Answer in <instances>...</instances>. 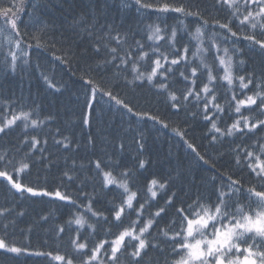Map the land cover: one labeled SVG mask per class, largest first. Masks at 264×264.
<instances>
[{
  "label": "snow or ice",
  "instance_id": "obj_1",
  "mask_svg": "<svg viewBox=\"0 0 264 264\" xmlns=\"http://www.w3.org/2000/svg\"><path fill=\"white\" fill-rule=\"evenodd\" d=\"M30 3L31 0H0V70L13 75L25 71L29 65L27 49L32 45H25L20 24L23 23L21 14ZM134 3L138 10L153 8L152 4L142 0H134ZM38 7L32 5L33 10ZM109 7V0H95L92 9L82 13L73 26L79 30L76 34L81 41L87 40L83 44L82 58L96 61L95 67L89 65L88 70L111 73L108 89L92 87L90 96H86L82 124L90 125L94 106L99 102L98 93L134 116L163 123L148 113H134L133 108L112 90L119 88L121 81L125 87L150 85L158 94L166 95L174 114H179L182 109L188 110V105L197 109L192 116H202L206 126H210V143L226 136L242 137L241 143L233 150L234 162L255 183L245 187L244 181L234 178L233 174L212 176L206 178L207 184L211 185L209 194L197 195L182 207H175L176 195L173 193L165 203L168 207H175L177 219L161 228L160 220L167 215V208L158 207L154 213L148 209L157 197V189H165L167 185L152 179L147 185L150 196L142 203L138 193L130 188L132 171L125 168L115 172L120 167L118 163L109 165L97 159L90 163L100 177V192L91 197L85 194L87 203L77 204L59 188L55 191L37 189L14 178V174L18 176L29 169L32 156L37 152L41 162L47 159L43 154L47 151L48 141L27 133L29 128L40 129L45 120H41L31 108L24 110L17 103H8L0 108V134L6 136L11 129L22 124L25 137L16 151H27L19 160L8 149L0 152V178L18 193L52 197L78 209L67 221L70 230L76 233L71 240L75 255L42 252L34 255L51 256L59 264H122L123 260H127V264H264V136H257L258 132H264V68L258 74L255 70L241 69L245 63L240 59L243 52L236 47L242 39L264 54V0H214L211 9L218 15L211 23L204 18L199 3L178 6L162 3L155 11L178 14L175 25L161 21L148 24L143 30L129 26L123 32L109 19ZM222 12L227 15L220 17ZM189 18H193L196 25L194 30L185 24ZM30 22L40 23L38 20ZM52 31L58 29L53 27ZM47 34L48 25L44 24L41 36L32 37L37 47L42 46V38ZM60 35L62 41L71 40L63 33ZM52 42L54 44L55 40ZM71 46L69 44L68 56L72 54ZM44 79L49 88H56L47 77ZM173 82L184 85L179 94L172 89ZM85 83L92 84L93 81L88 79ZM221 98L227 101L229 111L220 105ZM224 115H228L232 123L221 128L218 121H222ZM51 119L50 114L47 120ZM163 126L168 127L167 124ZM175 131L183 139V132ZM252 137L255 140L247 143ZM55 143L66 151L71 147L67 138ZM136 143L142 152V138ZM185 143L200 161L208 163L193 144ZM120 147L123 150L124 146ZM145 163L138 160V167L143 169ZM64 175L70 181L73 179L68 172ZM112 186L122 189L121 200L119 205L106 209L108 215H105L104 211L94 209V204L99 203L97 196L111 191ZM7 211L10 210L0 209V216H5ZM126 219L128 224L124 226ZM72 225L76 226L75 229H71ZM105 225L114 226L118 231L113 233L111 227L105 229ZM3 227L5 236H0V250L17 256L26 253V248L6 242L8 225ZM153 229L157 230L156 237H152ZM101 230L112 238L96 241L94 237ZM58 232L64 233L65 228L60 227ZM84 232L88 235L85 236ZM150 251L158 255L151 256Z\"/></svg>",
  "mask_w": 264,
  "mask_h": 264
},
{
  "label": "trees",
  "instance_id": "obj_2",
  "mask_svg": "<svg viewBox=\"0 0 264 264\" xmlns=\"http://www.w3.org/2000/svg\"><path fill=\"white\" fill-rule=\"evenodd\" d=\"M142 2L152 4L153 8L138 10L134 0H109L108 17L123 32L129 26L143 30L146 25L161 21L175 25L178 14H162L155 11L156 6L162 3L175 6L181 3L186 5L199 3L204 18L210 23L213 17L218 15L211 9L214 0H142ZM94 3L95 0H31L21 14L23 23L20 24V31L25 34V45H32L27 49L30 53L29 65L25 71L14 75L6 70H0V108L8 103H17L18 107L22 106L24 110L33 109L41 120H45V125L38 130L29 128L27 133L29 136L37 135L41 140L46 138L48 143L47 151L43 154L47 159L41 162L40 153L37 152L32 156L29 169L15 179L37 189L55 191L59 188L76 200L77 204H83L87 203L83 194L91 197L100 192V177L90 162L99 159L109 165L118 163L120 167L116 168L115 172L123 171L125 168L132 171L133 180L130 182V188L138 193L142 203L150 196V193H147V185L152 179L167 185L165 189H157V197L152 200V206L148 209L154 213L158 207L167 208V215L160 220L161 228L169 226L173 219H177L175 207L191 203L197 195L209 194L211 185L207 184L206 178L233 174L234 178L244 181L245 187L255 183L247 172H241L234 162L233 150L241 143L242 137L226 136L214 144L210 143L211 134L208 130L210 126H206L202 116L198 115L195 118L192 116V112H196L197 109L188 105V110L182 109L179 114H174L166 95L158 94L150 85L125 87L121 81L120 87L112 90L119 99L133 108L134 113H148L150 116L158 117L163 123L134 116L133 113L115 105L114 101H109L108 97L98 93L99 102L94 106L90 125L82 124L84 101L86 96H90L92 87L108 89L111 86L110 72L88 70L89 65L95 67L96 61L82 58L83 44H86L87 40L82 42L76 34L79 30L73 27L80 14L90 11ZM33 4L39 7L33 10ZM29 13H32L31 17ZM49 15H52V18ZM219 15L224 17L227 13L222 12ZM61 18L68 19V22L62 21ZM36 20L40 23L30 22ZM44 24L48 25V34L43 36L42 46L37 47L36 40L32 37L41 36ZM185 24L189 25L190 30H194L196 26L193 18L185 20ZM53 27L58 31L53 32ZM60 33L71 37V40L62 41ZM69 44L72 45L70 56L66 55ZM236 47L243 52L240 59L245 63L241 65V69L247 72L255 70L258 74L264 68V54L258 47L254 48L248 41L242 39ZM22 77L40 82L39 88L43 93L38 89L35 94L33 85L23 81ZM44 77H47L56 88H49ZM88 79L93 83L86 84L85 81ZM171 87L179 94L184 85L173 82ZM47 100L50 102H46ZM219 103L226 112L229 111L225 99L221 98ZM50 114L53 119L47 120ZM231 123L228 115H224L223 120L218 121L221 128ZM163 124H167L168 127L165 128ZM176 129L183 132V139L176 134ZM102 132L109 140L107 144L101 142ZM257 136H264V132H258ZM24 137L25 129L22 124L11 129L6 136L0 134V152L8 149L10 154L15 155L16 160L21 159L27 150L17 152L16 149L21 146ZM65 138L71 145L67 151L55 143L56 140ZM141 138L144 144L142 152L136 143ZM254 140L255 137H252L247 143L250 144ZM185 141L193 144L208 163L200 161L187 147ZM121 145L124 146L123 150ZM138 160L146 162L143 169L138 167ZM54 169L55 172L52 173ZM65 172L73 177L71 181L64 175ZM121 192L122 189L112 186L111 191L97 196L99 203L94 204V209L104 211V214L108 215L106 209L119 205ZM173 193L176 195L175 207H168L165 201ZM0 209L10 210L5 216H0V236H5L3 226L7 224L6 242L28 250L19 256L0 250V264H46L42 258H46L50 264H59L52 260L51 256L34 255L36 252L75 255L71 240L75 238L76 233L70 230L67 221L78 210L76 207L52 197H32L28 193H18L7 181L0 178ZM44 217L47 219H43ZM18 221L22 225H19ZM127 224L126 219L124 226ZM60 227L65 228L64 233L58 232ZM75 227L72 225L71 229ZM109 227L113 233L118 231L114 226H104L105 229ZM83 234L87 236L88 232ZM156 236L157 230L153 229L152 237ZM111 238L106 236L103 230L94 237L96 241ZM46 244L48 245L45 246ZM89 244L91 246V239ZM44 246H50V251L45 250ZM150 255L157 256L158 253L150 251ZM122 264H127V260H123Z\"/></svg>",
  "mask_w": 264,
  "mask_h": 264
},
{
  "label": "bare ground",
  "instance_id": "obj_3",
  "mask_svg": "<svg viewBox=\"0 0 264 264\" xmlns=\"http://www.w3.org/2000/svg\"><path fill=\"white\" fill-rule=\"evenodd\" d=\"M50 16V18H52V15H49ZM81 14H80V18H81ZM79 18V17H78ZM62 19V21H64V22H68V19H66V18H61ZM22 80L23 81H25V82H30V84H32L33 85V90H35V94L38 92V89H39V92H41V93H43V90H41L40 88H39V83L40 82H38V81H36V80H31V79H27V78H24V77H22ZM46 102H50L49 100H47ZM100 139H101V142L103 143V144H107L108 142H109V140L107 139V136L102 132V134H101V136H100ZM55 172V169L54 170H52V173H54ZM14 178H17V175H15L14 174ZM83 198H85V194H83ZM24 203H26V202H24ZM18 224L19 225H22V223L20 222V221H18ZM51 229V228H50ZM49 244V243H48ZM48 244H46L45 246H47ZM44 246V248H46L45 250H47V251H50V246L49 247H45ZM9 254H11V253H9ZM43 260H44V262L46 263V264H50L49 262H48V260L46 259V258H42Z\"/></svg>",
  "mask_w": 264,
  "mask_h": 264
}]
</instances>
